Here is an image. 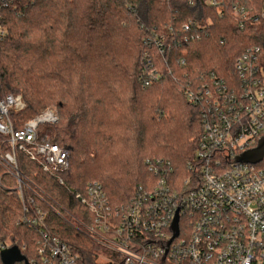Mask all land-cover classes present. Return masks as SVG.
Here are the masks:
<instances>
[{
    "label": "trees",
    "instance_id": "16d2710c",
    "mask_svg": "<svg viewBox=\"0 0 264 264\" xmlns=\"http://www.w3.org/2000/svg\"><path fill=\"white\" fill-rule=\"evenodd\" d=\"M211 1L16 0L5 11L0 87L27 104L10 117L21 129L54 106L60 120L40 131L49 130L70 151L64 184L21 153L19 169L68 213L62 218L49 205H33L80 264H100L96 253L104 248L77 226L92 216L73 193L98 181L113 205L127 204L151 178L148 159L169 161L174 175L185 177L202 129L201 109L186 96V85L211 71L234 79L238 55L254 46L264 50V20L240 28L232 10L238 0ZM254 2L261 8L262 0ZM147 63L162 78L144 88L139 72ZM23 215L18 191L0 188V253L3 244L26 245L31 260L39 234L21 224Z\"/></svg>",
    "mask_w": 264,
    "mask_h": 264
},
{
    "label": "built area",
    "instance_id": "2783aa9c",
    "mask_svg": "<svg viewBox=\"0 0 264 264\" xmlns=\"http://www.w3.org/2000/svg\"><path fill=\"white\" fill-rule=\"evenodd\" d=\"M14 1L0 0V44L8 34L5 11ZM232 10L240 28L249 20H264V0L261 8L254 0H238ZM234 69V79L211 71L186 85V96L201 109L202 129L185 177L178 179L169 161L148 159L151 178L127 204L113 205L98 181L73 193L92 216L90 224L77 221V226L111 253H96L100 264H264V158L254 164L237 161L264 137V50L246 49ZM161 78L153 64L139 72L144 88ZM26 108L21 94H4L0 87V164L22 200L21 224L39 234L28 264H80V255L49 232L45 212L33 205H49L62 218L66 211L26 177L17 162L21 153L64 184L61 174L71 164L70 151L54 143L49 130L40 131L58 123L57 110L48 107L17 129L10 114ZM0 188L8 189L1 179ZM177 212L179 235L173 240ZM10 247L3 244L1 251ZM26 249H20L23 255Z\"/></svg>",
    "mask_w": 264,
    "mask_h": 264
},
{
    "label": "water",
    "instance_id": "95a60500",
    "mask_svg": "<svg viewBox=\"0 0 264 264\" xmlns=\"http://www.w3.org/2000/svg\"><path fill=\"white\" fill-rule=\"evenodd\" d=\"M263 158H264V137L259 141L257 148L243 153L242 155L237 157V161L254 164L260 162ZM178 223H179V218L177 212L173 223L174 225L173 230L175 232L173 240L179 235ZM0 259L2 264L29 263L26 256L21 253L18 246H12L6 250L1 251Z\"/></svg>",
    "mask_w": 264,
    "mask_h": 264
},
{
    "label": "rangeland",
    "instance_id": "374dc122",
    "mask_svg": "<svg viewBox=\"0 0 264 264\" xmlns=\"http://www.w3.org/2000/svg\"><path fill=\"white\" fill-rule=\"evenodd\" d=\"M49 108H53V109H56L54 106H48ZM47 107V108H48ZM6 170L3 168V166L0 164V179L2 180V184H3V186L4 187H7L8 189H6L7 191H14L12 188H14L15 186H14V183L13 182H11V181H4V179H5V175H3L4 174V172H5ZM5 190V191H6ZM16 191V190H15ZM64 214L66 215V216H69L68 215V213L67 212H64ZM89 224V223H88ZM97 253L99 254V255H101V256H103V257H107V256H109L111 253H110V251L109 250H107V249H102V250H97Z\"/></svg>",
    "mask_w": 264,
    "mask_h": 264
}]
</instances>
